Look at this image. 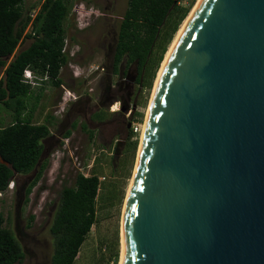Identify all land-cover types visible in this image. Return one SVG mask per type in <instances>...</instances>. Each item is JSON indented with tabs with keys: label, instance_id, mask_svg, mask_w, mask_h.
I'll return each instance as SVG.
<instances>
[{
	"label": "water",
	"instance_id": "95a60500",
	"mask_svg": "<svg viewBox=\"0 0 264 264\" xmlns=\"http://www.w3.org/2000/svg\"><path fill=\"white\" fill-rule=\"evenodd\" d=\"M124 205L119 264H264V0H197Z\"/></svg>",
	"mask_w": 264,
	"mask_h": 264
},
{
	"label": "rangeland",
	"instance_id": "374dc122",
	"mask_svg": "<svg viewBox=\"0 0 264 264\" xmlns=\"http://www.w3.org/2000/svg\"><path fill=\"white\" fill-rule=\"evenodd\" d=\"M41 2L23 0V8H31L33 17ZM126 2L71 0V10L64 22L67 59L59 70L61 88L44 87L31 119L32 123L41 124L47 116L52 118L50 135L42 142L41 159L46 161V167L27 196V202L21 199L19 220L15 221L17 192L30 182L34 171L24 176L14 175L12 191L0 195L3 227L10 230L23 253L21 261L15 264H49L52 242L48 228L54 212L50 209L61 187L71 186L77 173L98 176L100 186L95 199L94 224L74 264H119L123 208L135 172L142 126L154 85L170 46L197 0L190 4L152 77L151 70L143 72L140 83L136 82L135 64L125 66L121 61L115 74L111 66ZM189 3V0L178 2L182 7ZM29 29L26 27L25 33ZM29 43L30 40L20 42L12 56ZM118 83L129 86L128 100L125 92L114 89ZM74 99L80 102L72 106ZM0 116L5 124L10 121L3 111ZM66 131H69L67 137ZM29 216L33 219L26 227ZM21 231L25 237L19 234Z\"/></svg>",
	"mask_w": 264,
	"mask_h": 264
},
{
	"label": "trees",
	"instance_id": "16d2710c",
	"mask_svg": "<svg viewBox=\"0 0 264 264\" xmlns=\"http://www.w3.org/2000/svg\"><path fill=\"white\" fill-rule=\"evenodd\" d=\"M179 1L173 4V0H127L113 46L114 74L123 61L125 66L136 65L137 83L143 72L151 70L152 77L193 0H189L187 7L179 6ZM70 10L71 0H42L32 19V9L23 8V0H0V112L10 117L5 124L0 116V192L14 175L34 171L23 191L24 203L46 167V161L41 159L42 142L50 135L52 118L47 116L41 124H34L31 119L44 87L57 88L61 84L59 70L67 59L63 51L64 22ZM29 23L30 30L25 33ZM23 40L30 43L12 56ZM25 69L41 78L34 89L21 82ZM68 135L66 131L64 136ZM98 179L94 174L77 173L71 186L59 190L48 228L52 242L49 264H74L94 224ZM32 219L27 218L26 227ZM3 223L0 214V264H15L21 261L23 253Z\"/></svg>",
	"mask_w": 264,
	"mask_h": 264
},
{
	"label": "flooded vegetation",
	"instance_id": "af4514ba",
	"mask_svg": "<svg viewBox=\"0 0 264 264\" xmlns=\"http://www.w3.org/2000/svg\"><path fill=\"white\" fill-rule=\"evenodd\" d=\"M112 55H113V53H112ZM111 66H112V56H111ZM59 77V76H58ZM60 79V78H59ZM61 81V80H60ZM61 85H62V81H61V84L57 87V88H55V89H58V88H61ZM117 89L119 92L120 91H123V92H125V94H126V99L128 100V96L131 94V92L129 93L128 91H129V86H127V84L126 83H123V84H115L114 85V89ZM73 104H72V106L73 105H75V104H78V102H80V100H76V99H74L73 100ZM123 108V107H122ZM17 198H18V201L16 202V207H15V209H16V214H15V221L16 220H19V211H18V208H17V206H18V204H20V202H21V199H22V192H21V190L17 193ZM57 202V201H56ZM56 202L52 205V207H51V209H50V211H55V209H56ZM54 213V212H53ZM22 237H25V234H24V232L23 231H21L20 233H19Z\"/></svg>",
	"mask_w": 264,
	"mask_h": 264
},
{
	"label": "built area",
	"instance_id": "2783aa9c",
	"mask_svg": "<svg viewBox=\"0 0 264 264\" xmlns=\"http://www.w3.org/2000/svg\"><path fill=\"white\" fill-rule=\"evenodd\" d=\"M30 17H31V14H30ZM33 17H31V18L33 19ZM27 27H30V23L28 24ZM63 51H65L64 48H63ZM21 82L24 84H27L30 89H34L35 87H37L39 85V79L33 73H31V71H29L28 69H25L22 72V81ZM12 189H13V182L11 180L7 183L5 190L0 192V195L4 192L12 191Z\"/></svg>",
	"mask_w": 264,
	"mask_h": 264
},
{
	"label": "bare ground",
	"instance_id": "6f19581e",
	"mask_svg": "<svg viewBox=\"0 0 264 264\" xmlns=\"http://www.w3.org/2000/svg\"><path fill=\"white\" fill-rule=\"evenodd\" d=\"M195 6V5H194ZM194 8V7H193ZM192 8V9H193ZM192 11V10H191ZM190 11V12H191ZM190 14V13H189ZM188 14V15H189ZM188 17V16H187ZM187 19V18H186ZM186 19L184 20V22L186 21ZM184 22H183V24H184ZM183 24H182V26H183ZM182 26L180 27V30H181V28H182ZM179 30V31H180ZM179 33V32H178ZM178 35V34H177ZM177 35H176V37H177ZM176 39V38H175ZM175 41V40H174ZM174 43V42H173ZM173 43H172V45H173ZM172 45L170 46V48H169V50H168V52H167V54H166V57H167V55H168V53H169V51H170V49H171V47H172ZM166 57H165V59H166ZM165 61V60H164ZM164 61H163V63H164ZM163 65V64H162ZM161 70V69H160ZM160 73V72H159ZM158 76H159V74H158ZM157 76V77H158ZM158 79V78H157ZM157 79H156V82H157ZM156 82H155V85H156ZM155 85H154V88H155ZM153 94V93H152ZM148 112V111H147ZM146 116H147V113H146ZM145 123V122H144ZM143 127H144V125L142 126V131H143ZM142 131H141V135H142ZM140 140H141V137H140ZM133 176H134V174H133ZM133 176H132V179L130 180V183H129V186H128V189H127V196H126V199H127V197H128V195H129V191H130V187H131V183H132V180H133ZM126 199H125V201H126ZM125 204V203H124ZM125 206V205H124ZM123 212H124V208H123ZM123 215V214H122ZM123 217V216H122ZM122 224V223H121ZM122 227V226H121ZM120 262V261H119Z\"/></svg>",
	"mask_w": 264,
	"mask_h": 264
},
{
	"label": "clouds",
	"instance_id": "9594fccd",
	"mask_svg": "<svg viewBox=\"0 0 264 264\" xmlns=\"http://www.w3.org/2000/svg\"><path fill=\"white\" fill-rule=\"evenodd\" d=\"M36 77H37V76H36ZM37 78H38V79H39V81H40V79H41V78H40V77H37Z\"/></svg>",
	"mask_w": 264,
	"mask_h": 264
}]
</instances>
